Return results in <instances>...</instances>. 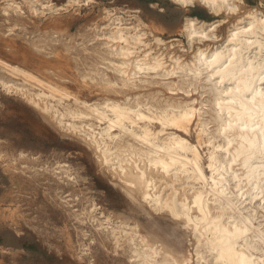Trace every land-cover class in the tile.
I'll use <instances>...</instances> for the list:
<instances>
[{"label": "rangeland", "instance_id": "obj_1", "mask_svg": "<svg viewBox=\"0 0 264 264\" xmlns=\"http://www.w3.org/2000/svg\"><path fill=\"white\" fill-rule=\"evenodd\" d=\"M41 1L50 4L55 12L46 11L36 18L21 3L26 17L11 14L7 21L0 13V59L24 68L45 84L56 85L61 92L55 93L57 98H50L48 104L60 112L80 110L88 117L75 120L77 125L84 124L77 132L67 129L50 117V111L41 108V101L36 97L39 104L33 100L32 94L40 90L36 82L23 81L22 77L0 69V77L4 81L24 88L22 92H15L0 85V256L3 262L142 264L144 258L136 257L133 253L135 248L121 229L116 232L117 239L111 235L109 228L119 227L118 223L122 222L127 224L125 229L128 233L129 226H137L141 235L152 234L155 241L164 243L163 246L173 254L190 258L195 264L196 240L190 229L180 222L171 221L167 213L158 211L157 207L152 208L148 203L131 198L123 188L124 176L120 170L119 175L112 171L110 165L100 161L98 150L86 136L89 131L86 125L92 124L94 131L98 132L105 124L90 116L83 102L102 106L107 101H117L132 107L138 105L142 112L149 114H159L179 104L195 106L199 110L197 124L190 127L186 139L198 148L201 166L209 176L207 166L212 145L228 141L232 151L238 145L235 134L243 127L240 122H232L222 131L221 122L226 115L218 110L216 79L207 80L205 72L195 77L189 69L194 65L198 49L210 53L217 47H223L232 31L235 32V26L247 27L251 21L247 17L249 13L253 12L257 17L264 15V0H228V4L237 5V8L231 11L225 6L218 13L211 11L201 0L190 6L173 0ZM118 16L123 27L134 26L144 34L140 43L127 46L109 42L107 37L113 35L114 18ZM187 18H196L197 22L203 23L207 37L197 38L201 34L188 36L185 29ZM239 19L242 20L238 22ZM257 32L256 39L263 42L264 36ZM116 46L130 48V61L134 57L153 63L155 59L162 67L157 69V74L140 73L132 78L130 72L124 78L109 62L122 60L119 59L122 56L109 54ZM255 52L254 49L248 50L245 56L252 57ZM256 58L264 59V46ZM130 69L132 66H128L127 71ZM169 72L175 74L166 75ZM232 84L233 81H228L217 87H230ZM260 86L264 88V81ZM61 93L69 98L64 96L58 102L56 100ZM65 121L70 122L71 119L66 118ZM202 127L205 133L199 135ZM161 129L160 123L153 124V130ZM174 132V128L167 127L163 134ZM113 133L119 134V130L115 129ZM103 142L111 151L121 147L123 158H127L126 153L130 154L125 148L127 144L134 143L121 132L120 137L114 140L104 138ZM134 145L140 147L137 143ZM218 156L224 157L225 153L220 152ZM134 159L137 160L136 157ZM256 161L252 159L253 163ZM230 167L227 164L230 176H242L244 169L239 159L231 162ZM179 178L174 182V187L180 192L179 198L183 189L189 196L192 187H199L186 175ZM155 182L156 192L161 198L168 197L171 189L165 182L169 179L159 176ZM234 184L235 180L230 179L228 187L237 195L244 191L253 193L245 178L239 186ZM245 197V203H248L250 197L243 196L242 200ZM215 204L211 206L219 211L218 204ZM105 218L110 222L104 225L107 228L99 226V221ZM259 220L264 225V218ZM134 238L140 239V236ZM135 242L146 250L141 239ZM200 251L204 260L199 264L211 262L210 252L204 247H200ZM150 256L154 257L153 254Z\"/></svg>", "mask_w": 264, "mask_h": 264}, {"label": "bare ground", "instance_id": "obj_2", "mask_svg": "<svg viewBox=\"0 0 264 264\" xmlns=\"http://www.w3.org/2000/svg\"><path fill=\"white\" fill-rule=\"evenodd\" d=\"M74 1L76 0H73V3ZM173 1L183 6H190L196 0ZM201 2L215 13L225 6L231 11L237 8V5L228 4V0H201ZM1 3L0 13L7 21L10 20L11 14L22 18L26 17L22 6L26 7L27 12L36 18L46 11L55 12L50 4H45L41 0H21V2L3 0ZM247 17L251 19L247 27L246 25L240 28L235 26V32H230V38L226 45L223 44V47H217L210 53L198 49L194 56V65L192 69H189L191 75L195 77L201 76L205 72L207 80L216 79L214 87L217 92L218 110L226 115V118L221 122L222 131L226 127L229 128L232 122H238V124L240 122L239 125L243 127L239 128L240 130L238 129L239 131L235 134L238 145L233 147L232 151L228 147V141L224 144L212 145L207 166L210 172L209 176L201 166V154L198 148L191 145L186 139L187 132L195 123L196 114L199 111L195 106L188 103L179 104L170 106V110L164 109L159 114H149L142 112L138 105L132 107L117 101H107L102 106L98 104L86 105L83 102L85 109L91 114L89 115L105 124L104 127H100L98 132L94 131L92 124L86 125L89 130L86 136L98 150L100 161L110 165L113 169L111 170L115 173L119 174L118 169L120 170L124 176L123 188L131 198L138 202L148 203L152 208L157 207L158 211L166 212L171 221L180 222L185 228L190 229L189 231L196 240L195 264L204 260L200 247H204L211 254V262H206V264H264V225L259 220L260 217L264 218V88L260 86L264 81V59L256 58L264 46V38L262 42L255 37L257 31H260L264 36V15L257 17L252 12ZM114 19L116 20L113 25L115 31L113 35L107 37L109 42L117 45L124 43L128 46L142 41L141 36L144 34L139 33L140 31H137L136 27H123L119 16ZM241 20L239 19L238 22ZM197 24L200 25L197 27ZM203 25V23L197 22L196 18H187L185 29L188 36L194 37L201 34L197 38L207 37L204 34L206 32ZM253 49L256 50L254 56H245L248 50ZM109 54L122 56L119 58L122 59L121 61L109 62L114 70L124 78L128 77L130 72L132 78L140 73L148 75L150 72H155L157 74V69L162 67V64L155 59H153V63H147L145 59H134V57L130 61L129 57L131 58L132 52L129 47L116 46ZM128 66H132L129 71H127ZM0 69L11 75L22 77L23 81L36 82L40 90L32 94L33 100L35 101L36 97L41 101L43 103L40 105L41 108L47 112L50 111V117L59 124H64L67 129L76 132L84 127L82 126L84 124L77 125L75 120L88 117L86 112L70 109L60 112L51 103L48 104L50 98H57L55 93L61 92L56 85L45 84L24 68L9 64L2 59H0ZM168 74L175 73L169 72L166 75ZM228 81H233L230 87H217V85ZM124 84L125 79L123 80ZM0 85L8 91L22 92L24 90L19 84L4 81L1 77ZM64 96L67 97L66 94L61 93L60 98L56 101L59 102ZM39 101L35 102L39 104ZM66 118L71 121H65ZM154 123H160L162 129L153 130ZM167 127L174 128L175 132L163 134ZM115 129L119 130V134L113 133ZM120 132L128 135L134 143L140 146L137 148L134 143L127 144L125 148L130 151V154L126 153L127 158L121 157V147L111 151V148L103 142L104 138L114 140L116 137H120ZM203 133L205 130L202 127L199 130V135ZM197 144L200 145L199 141ZM220 152L225 153V156L220 158L218 156ZM135 157L137 160L134 159ZM140 157H144V160H140ZM238 159L244 172L241 177L230 176L227 164L231 169V162ZM252 159L257 161L253 163ZM181 175H186L187 179L192 180L199 187H192L189 196L183 189L181 198H179L180 192L174 187V182L178 181ZM159 176L161 179H169L170 182H165L166 186L171 189V193L165 199L156 192L155 180ZM244 178L253 193L244 191L237 195L229 189L230 179L235 180L234 186L237 187ZM120 179L122 178L120 177ZM246 195L250 197L248 203H245L247 197L242 200V197ZM210 197L212 198L210 199ZM215 203L218 204L219 211L211 206V204L216 205ZM246 206L249 207L246 208ZM258 213L261 215L258 216ZM108 220L105 218L103 221H99V226L108 225L110 223ZM118 224L119 227L109 228L111 235L117 239L116 232L121 229L120 231L128 236L127 240L131 246L135 248L133 253L136 254V257L144 258L142 264H192L190 258H181L164 247V243L159 244V241H155L156 237L151 233V235L147 233L150 236L141 235L137 226H129L130 233H128L125 229L127 224L122 222ZM137 235L140 236L146 250H142L143 248L135 242L137 239L140 240L134 238ZM200 240L205 242L201 243ZM150 254H153L154 257Z\"/></svg>", "mask_w": 264, "mask_h": 264}, {"label": "crops", "instance_id": "obj_3", "mask_svg": "<svg viewBox=\"0 0 264 264\" xmlns=\"http://www.w3.org/2000/svg\"><path fill=\"white\" fill-rule=\"evenodd\" d=\"M2 245H3V244H2ZM3 261H4V260H3V257L0 256V264H5Z\"/></svg>", "mask_w": 264, "mask_h": 264}, {"label": "trees", "instance_id": "obj_4", "mask_svg": "<svg viewBox=\"0 0 264 264\" xmlns=\"http://www.w3.org/2000/svg\"><path fill=\"white\" fill-rule=\"evenodd\" d=\"M147 2H155V0H145ZM194 16H197V14L194 13Z\"/></svg>", "mask_w": 264, "mask_h": 264}]
</instances>
